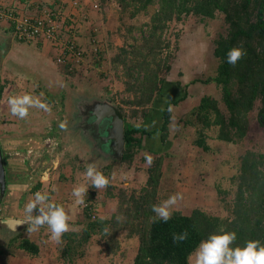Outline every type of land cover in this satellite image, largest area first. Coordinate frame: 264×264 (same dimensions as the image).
Segmentation results:
<instances>
[{"label":"rangeland","instance_id":"374dc122","mask_svg":"<svg viewBox=\"0 0 264 264\" xmlns=\"http://www.w3.org/2000/svg\"><path fill=\"white\" fill-rule=\"evenodd\" d=\"M94 1L98 2L97 7L94 6ZM70 2V8L65 11V14L67 18L72 19L76 29L74 28L68 37L75 35L72 40L79 46L81 45L82 48H86L88 56L86 63L72 73L69 70L66 71L62 64L53 59L58 68L64 70V72L62 70L63 76L58 74L56 79L55 75L46 74L45 77L43 74L48 69L46 60H50V56L45 55L46 52L44 54L42 51L39 53L41 58H33L29 53L31 49L34 50L33 48L36 51L42 50V47L46 45L53 49L57 57L56 45L44 38L35 40L32 42L33 44L29 40L19 41L8 25L7 28L1 26L2 20H0V26L4 29L0 30V46L5 47L8 41L10 48L18 44L21 46L19 49V52L22 53L21 60H26L27 65L35 66L37 69L36 71L32 69L23 70L18 68V63L10 62V67L7 69L8 74L6 72L5 75L0 73V77L5 81V94L3 93V98L0 97V113L6 114L4 108L8 107L7 101L10 97L23 94L39 97L51 108L50 112L45 111L47 114L43 115L44 117L39 123L37 121L40 118H36L34 121V124L38 125L36 128L41 133L44 131V134H49L52 141L48 144L46 140L44 141L46 144L44 147L48 149L50 155L45 154L48 163L43 167L45 169L43 174H36L38 169H42V166H38V164L33 165L35 171L30 170L29 174L32 176L26 173L31 178L30 182L33 183V186L42 180L52 182L55 180L56 182L59 180L60 174L62 182L75 183L76 185L85 183L86 163H95L98 170L102 171L110 180V185L100 189L99 193L89 185L85 203L79 208V214L74 213V219L69 222L70 229L67 234H63L60 243L50 239V230L46 225V230L42 227L38 232L31 234V236L37 237L38 233L48 232V239L40 238L41 245L44 244L51 248V250H45V253L47 251L48 254H53L58 250V264H134L140 241L137 236L128 237L126 227H122L116 233L120 245L115 251L105 250V243L98 233L92 234L88 239L84 238V229L87 228L86 224L83 223L86 205H90L87 209L93 221H96L97 218L109 220L116 218L117 215H123L126 219L127 213L131 216L136 212L135 199L140 196L146 195V198H150L148 199L150 204L147 206L152 209L154 204L179 192L183 194V200L179 202L178 210L185 214H191L196 208H199L214 216H229V206L232 204L234 189L236 188L233 184V178L239 172L243 156L249 150L264 153V128L259 122V104L249 114V129L240 142L234 143L219 139L218 126L203 128L201 124L192 125L188 121L190 119L196 121V117L194 114L192 115L191 111L195 105L199 104L204 94H212L218 99L224 114L229 116L221 88L215 82L205 81L217 74L219 59L215 56L214 50L217 40L228 34L229 24L225 20V14L217 11L215 18L190 15L183 16L181 21L172 24L171 30L167 32L171 45L164 52V57L168 58L167 63L171 65V69L169 72L164 69V72L161 73V76L166 77L167 82L161 94L157 96L156 113H151L145 121L143 108L139 107V114L133 117L132 111L138 107L130 100L136 98V93L126 90L123 66L119 67L118 70L115 69L112 64V57L115 55L117 47L124 44L125 34L128 33V28L132 24L136 23L138 26L145 24L142 31L140 29L133 30L132 33L135 36H140L144 31L148 32L146 23L149 15L141 13L131 17L130 12H133L135 7L132 6L128 11L122 12L121 6L116 0H71ZM157 6L159 7V4ZM12 34L16 39L11 38ZM95 39L107 44L103 55L96 53ZM27 42L34 47L27 46ZM12 53H14L12 59L18 60L15 52ZM24 68L27 66L24 65ZM16 71L17 73H15ZM41 76L44 79H40ZM196 78H199L200 82L193 84L192 80ZM65 80L66 83H64ZM185 87L189 92H192V96L181 101L179 106H172L169 135L163 139L161 133L156 131L157 127H162L164 122V117L161 116L162 111L171 99H178L184 93L183 88ZM78 95H86L89 99L107 97L105 99H111L119 107L128 123L139 124L145 129L153 131L152 134L143 136L142 147L132 162L120 161L119 158H113L108 151H101L98 147V141L86 131L76 132L78 129L74 128L70 132L68 123L72 122V118L77 112L76 101L75 104L73 103L74 98L79 97ZM138 95L140 96V93ZM33 110L35 114H38V108H33ZM45 117L49 119L48 123H44ZM62 121H67V130H61L59 127ZM18 123L20 126L23 125V123ZM71 124L74 126V123ZM137 136H140V133H137ZM200 137H203L208 144V150L198 145ZM57 146L60 148L59 155H57L59 158H55L53 161L52 152ZM146 152L155 157L151 167L146 165L144 159ZM156 161L157 165L159 161L161 162V176L157 179L159 180L158 183L155 182V179L149 181L151 172H154L150 169L156 165ZM64 166L69 167L66 175L62 171ZM13 170L17 177L24 174L20 166H16ZM8 180L9 174H7V182H9ZM109 193H112L114 198L109 196ZM34 194H29V198H32ZM4 195L0 209L3 210L1 215L6 216L10 214L11 208L6 207L5 202L11 197H7L5 193ZM4 195H2L0 188V197ZM71 198L75 201L73 196L69 197V199ZM60 199H65V196L61 195L58 199L52 198L51 200L60 203L67 202ZM123 200L125 204L121 205ZM75 206L77 207L76 204ZM106 229L112 233V223H109ZM72 232H75L76 235H72ZM72 238L81 242L78 251L81 254L79 255L77 252L75 256L62 255L68 240Z\"/></svg>","mask_w":264,"mask_h":264},{"label":"trees","instance_id":"16d2710c","mask_svg":"<svg viewBox=\"0 0 264 264\" xmlns=\"http://www.w3.org/2000/svg\"><path fill=\"white\" fill-rule=\"evenodd\" d=\"M116 1L121 6L122 12L128 11L132 6L135 7V10L130 12L131 17L141 13L149 15L146 23L148 32L144 31L140 36H135L132 33L133 30L142 31L145 24L141 26L136 23L132 24L128 28V33L125 34L124 44L117 47L112 57L115 69L118 70L123 66L126 90L136 93V98L130 100L138 107L132 111L133 117L139 114V107L143 108L145 121L151 113H156L157 96L161 94L167 82L166 77L161 76V73L164 69L166 72L171 69V65L167 63L168 58L164 57V52L171 45L167 32L171 30L172 24L181 21L183 16L190 15L215 18L217 17L216 12L219 11L225 14V20L229 24L228 34L217 40L214 50L215 56L219 59L217 74L205 81L215 82L221 88L229 116L224 114L218 99L212 94H204L199 104L195 105L191 111L196 121L191 119L188 121L192 125L201 124L203 128L218 126L219 139L234 143L240 142L249 129V114L259 104V122L264 128V0ZM158 4L159 7H156ZM19 41L25 40L19 39ZM241 43L247 54L233 66L227 62V53L232 47L241 45ZM94 45L97 47L96 53L103 55L107 44L95 39ZM64 69L67 71L66 66ZM69 72L72 73V71ZM2 81L0 77V97L5 89ZM195 82H200V79L192 80L193 84ZM183 90L184 93L178 99H171L162 111L161 116L164 117V122L162 127H157L156 131L161 133L163 139L169 135L171 118L167 110L169 105L177 107L181 101L192 96V92H189L186 87ZM122 117L125 122V153L118 160L132 162L142 147L143 136L150 135L153 131L145 129L144 126L137 127L128 123L124 114ZM137 133H140V136H137ZM202 133L204 135V132ZM204 136L206 138V135ZM198 145L205 150L209 149L203 137L198 139ZM2 152L6 166L7 155L4 151ZM243 157L239 172L233 178L236 188L232 204L229 206V216H214L205 210L196 208L191 214L176 210L166 223L159 220L154 222L155 214L147 206L150 204L148 201L150 198L142 195L135 199L136 212L131 216L127 213V218L123 222H117L116 218L109 220L103 218L96 220L95 218L96 221H93L85 208L83 223L87 228L84 229V238L88 239L92 234L98 233L105 243V250L115 251L120 245L116 233L122 227H126L128 229L126 235L128 237L137 236L140 241L134 264H188L189 254L209 234L217 232L220 228L237 233V240L233 247L243 246L248 240H259L264 243V153L249 150ZM160 164L159 161L157 165L156 161V165L150 169L154 172H151L149 181L155 179L158 183L157 179L161 176ZM39 186L38 182L35 188ZM109 196L114 198L112 193H109ZM4 197L5 195L0 197V203L3 202ZM121 202V205L125 204L124 200ZM1 212L3 210L0 209V217L3 216ZM109 223H112V233L106 229ZM185 231L188 233V238L175 243L173 234ZM17 246L33 256H37L40 252L39 244L27 237L19 239ZM80 246L81 242L74 238L68 240L67 247L63 251L64 255H77Z\"/></svg>","mask_w":264,"mask_h":264},{"label":"crops","instance_id":"0c3cea01","mask_svg":"<svg viewBox=\"0 0 264 264\" xmlns=\"http://www.w3.org/2000/svg\"><path fill=\"white\" fill-rule=\"evenodd\" d=\"M64 1L67 10L68 8H70L71 0H64ZM49 6H51L50 0H0V11L3 9H13L23 15L25 14L40 15L42 11ZM0 20H2L1 26L3 25L5 28H7L8 25L10 30L13 31L12 23L6 17H2V15L0 14ZM1 26H0V30L2 29ZM11 38H15L13 34L11 35ZM8 42L7 44H5L6 45L5 47L0 46V52H1L0 73L1 74L4 73L5 75L6 72L8 74L7 69L10 67L9 66L10 62H13V64L18 63L19 64L18 68H21L23 70L32 69L36 71L37 69H35V66L34 67H32V65L29 66L26 64L25 62L26 60H21L22 53L19 52L21 46H19L18 44L13 45L12 43L13 46L10 48L8 46L9 44ZM32 44L27 42V46H30L31 48L34 47V45ZM33 49L34 50L31 49V51L29 52L31 53L30 55L33 58H41L42 56H39L40 55L39 53L41 51L43 54L46 52L45 54L46 56H50V60L48 61L46 60L48 64V69L43 73L45 77L46 74L51 76L55 75V79H56V75L62 74V70L58 68V65L54 61L56 58V54L54 53L52 48H49L48 46L45 45L44 47H42V50L36 51L35 48ZM12 52H15V54L18 56V60L12 59V54H14ZM1 55H3V57ZM45 55H43L44 58H46ZM24 65H26L27 68H24ZM15 73H17V71ZM62 76L63 74L61 75V77ZM20 78L23 79L22 77ZM40 79H44V78L41 76ZM2 82L5 84L4 79ZM4 94H2V98ZM4 110L6 114H3V112L0 113V146L2 148V151H4V153L7 155L6 156L7 163L5 169H6V177L7 174H9V180H8L9 182H7L6 194L7 197H11L7 202H5L7 206L6 205L4 206L11 208V212L6 216H1V217L24 219L25 218L24 208L26 203L30 199L29 194L31 193L34 194L37 191H47L51 199L52 198L58 199L59 196L61 195L65 196V199H60V200L61 201L66 200L67 202L63 201L61 204L66 209V211L69 212L71 219H74L73 217L74 213L79 214L80 212L79 208L81 207V205H77L76 207L72 198L69 199V197L72 196L73 187L76 186L75 183L62 182L61 181L62 178L60 174L58 181L55 182L54 180V182H52L49 180L47 181L42 180L41 182H39L40 186L35 188V186H33V183L30 182L31 178H29V176L26 174V173L29 174L30 170L35 171L34 169L35 167L33 166L35 164H38V166H42V169H38V171H36V174H43V172L45 171L43 167L45 166L46 163H48L45 159L46 156L45 154L50 155V153L48 152V149L44 147V145H46L44 141L46 140V143L48 144L50 141H52L51 136L47 133L44 134L43 133L44 131L41 133L40 130L36 128V126L38 125L34 124L36 118H40V120H38L37 123L41 121V119L44 117L43 115L45 114V111L39 109L38 114H35L33 108H30V113L28 114V116L24 119H20L17 118L16 116L11 115L9 107H6V109L4 108ZM32 115H33V119H32ZM18 122L23 123V125L20 126ZM48 122L49 119L45 117L44 123H48ZM31 149L33 151L32 153H31ZM54 149H53L54 151L52 152L53 161L55 160V158H59L57 155H59L60 148L57 146V148L55 147ZM43 150L45 151L43 152ZM16 166L17 167L20 166V169L24 172L22 176L17 177V175H14L13 168H16ZM68 168L69 167H65V166L63 167L62 171L64 175H66ZM70 201H72L73 203ZM55 203H60V202H55ZM45 228L46 226L43 227L44 230H46ZM26 229H27V225H25V227L17 233L14 232L11 233L10 231L6 232L0 229V264H55V263L58 264L57 262L59 261L57 260L59 257L58 250L57 252L56 251L54 252L53 251L54 249H52L54 253L48 254L47 251L45 253V250L47 249L51 250V248H48L44 244L41 245L42 241L40 240V238L44 237L48 239L47 237L48 232L45 231L42 232L41 234L38 233L37 237H33L27 234ZM72 235H76V233L72 232ZM22 237L30 238L35 242H39L38 244L41 243L39 245L40 252L37 256L31 255L26 250L21 249L17 246L18 240L21 239ZM63 254L64 253L62 251V255Z\"/></svg>","mask_w":264,"mask_h":264},{"label":"clouds","instance_id":"9594fccd","mask_svg":"<svg viewBox=\"0 0 264 264\" xmlns=\"http://www.w3.org/2000/svg\"><path fill=\"white\" fill-rule=\"evenodd\" d=\"M246 49L243 43L232 47L227 53V62L235 66L245 55ZM10 113L20 119H24L29 114L30 108L42 109L50 112V106L39 97L31 94L14 95L7 101ZM168 112H173V107L169 105ZM137 127L140 125L137 124ZM61 130H67V121L59 124ZM146 165L151 167L155 157L150 153L144 154ZM85 183H80L73 187L72 196L75 198L76 205H84L85 196L89 192V185L99 193L100 189L107 188L110 180L98 170L95 163H86L84 172ZM183 200L182 193H174L167 199L154 204L152 211L156 220L167 222L172 218L173 212L178 210V204ZM88 203V201H86ZM87 208L90 207L86 206ZM88 210V209H87ZM25 218L20 221L27 225V234L31 235L38 232L45 225L50 230V239L60 243L64 233L70 229L71 216L61 203L51 200L47 191H37L26 203ZM117 222H123V215L116 216ZM188 238L187 231L173 234L175 243L182 242ZM237 240L235 231H226L220 228L217 232L209 234L202 240L197 248L189 254L188 264H264V243L259 240H248L243 246L233 247Z\"/></svg>","mask_w":264,"mask_h":264},{"label":"built area","instance_id":"2783aa9c","mask_svg":"<svg viewBox=\"0 0 264 264\" xmlns=\"http://www.w3.org/2000/svg\"><path fill=\"white\" fill-rule=\"evenodd\" d=\"M50 1L51 6L45 8L40 15H23L13 9H3L0 14L12 23L18 39L32 42L44 38L54 43L58 51L57 61L66 66L67 70L74 71L86 63L88 51L72 40L75 35L68 37L75 26L72 19L66 17L65 1ZM94 2L97 7L98 2Z\"/></svg>","mask_w":264,"mask_h":264},{"label":"water","instance_id":"95a60500","mask_svg":"<svg viewBox=\"0 0 264 264\" xmlns=\"http://www.w3.org/2000/svg\"><path fill=\"white\" fill-rule=\"evenodd\" d=\"M1 54V52H0ZM3 57V55H1ZM98 99V98H96ZM93 103V113L95 117V123L88 124L90 126L88 129L93 127L97 132L100 131L99 125L102 124L105 120L111 122L108 124L107 133L102 136L101 146L107 145L106 151H108L113 158H120L125 153V129H124V120L122 113L117 105L113 103L111 99H98ZM90 107V106H89ZM83 109L82 113L86 116L87 113ZM92 130V129H91ZM94 139L97 136L94 135ZM98 141V140H97ZM0 188L2 190V195L5 193L7 188V179H6V169L3 160V152L0 146ZM23 219L20 218H11V217H0V229L6 232L10 231L11 233H17L25 227V224H21L20 221Z\"/></svg>","mask_w":264,"mask_h":264},{"label":"flooded vegetation","instance_id":"af4514ba","mask_svg":"<svg viewBox=\"0 0 264 264\" xmlns=\"http://www.w3.org/2000/svg\"><path fill=\"white\" fill-rule=\"evenodd\" d=\"M86 95H83V96L78 95L79 97L74 98L73 104H75V101H76L77 112L74 114V116L72 118V122L68 123L69 130L71 129L70 130V132H71L75 128V129H78V130H76V132L83 130V131H86L87 133H89L93 136L94 135L97 136L96 139L98 140V143H99L98 147L101 149V151L106 150L107 145L101 146V144H100L101 139L100 138H102V136L107 133L108 124L110 125L111 122H109L110 120L109 121L105 120L102 124L99 125L100 131H98V132L93 127H91L92 130L88 129L90 127V126H88V124H91V123L94 124L95 123V117L92 115V113H93L92 107H93V103H94L96 98L93 97V98L89 99L87 97L88 95L87 96ZM105 98H107V97H105ZM105 98H103V99H105ZM96 100H98V99H96ZM87 108H89V109L84 110L87 113V115L85 116L82 113L83 111H81V109H87ZM71 123H74V126ZM124 129H125V122H124Z\"/></svg>","mask_w":264,"mask_h":264}]
</instances>
